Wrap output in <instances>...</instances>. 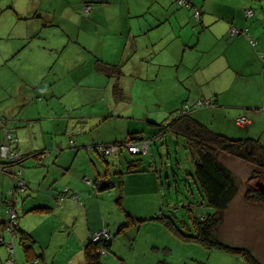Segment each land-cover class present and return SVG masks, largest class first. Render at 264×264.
I'll return each mask as SVG.
<instances>
[{
    "label": "crops",
    "instance_id": "crops-1",
    "mask_svg": "<svg viewBox=\"0 0 264 264\" xmlns=\"http://www.w3.org/2000/svg\"><path fill=\"white\" fill-rule=\"evenodd\" d=\"M186 1L187 6L178 0H0V87L10 79V87L17 83L20 90L14 110L9 105L11 95L0 96V132L6 127L15 133L12 148L25 154L18 177L26 181L23 190L1 195L18 178L12 182L0 173V208L5 199H12L17 227L33 241L22 228L25 220L20 211L45 214L51 234L65 233L61 229L69 227L72 231L78 223L92 233L102 217L116 224V231L149 220L151 209L143 206L142 199L161 197V170L155 157L147 167H142L139 157L126 159L121 171L119 153L112 154L110 161L95 148L99 140L118 143L130 140V134L147 143L160 138L166 123L177 117H168L174 108L177 112L186 106L196 120L203 114L216 115L221 107L239 106L224 102L230 87L231 94L242 97L240 104L246 111L234 122L237 125L236 119L245 116L248 124H238L245 130L231 134L206 125L230 137L255 138L264 146V0ZM194 8L200 10L199 19L193 15ZM247 8L253 11L249 16ZM231 27L245 28L249 36L230 34ZM113 67L122 71L119 78L108 75ZM157 80L174 84L166 94L171 103H146L140 115L124 110L135 83L153 87ZM115 83L129 90L128 101L115 98ZM161 88H147L143 95L149 98L154 91L161 97ZM200 100L212 105L196 109ZM23 103L26 111L32 105L37 112H19ZM105 120L113 127L93 133ZM112 160L119 164L116 170L109 167ZM59 194L65 198L58 199ZM72 194L78 199H71ZM114 194L122 209L105 214L102 196ZM133 196L139 197L134 204L124 203ZM4 221L0 219V234L14 235L4 228ZM84 240L80 238L83 245L88 242ZM26 250L24 260L38 256V263L47 264L34 248Z\"/></svg>",
    "mask_w": 264,
    "mask_h": 264
},
{
    "label": "rangeland",
    "instance_id": "rangeland-1",
    "mask_svg": "<svg viewBox=\"0 0 264 264\" xmlns=\"http://www.w3.org/2000/svg\"><path fill=\"white\" fill-rule=\"evenodd\" d=\"M166 68L175 69V67ZM4 81L6 80L4 79ZM8 82L6 81V85L0 87V96L11 95L8 98L9 105L14 110L15 103L17 102V98L14 97H17L20 92L18 89L19 84L16 83L17 86L16 84H12L10 87L12 81L9 79ZM155 83L156 85L153 87L135 83L132 87V96L129 94V90L125 88L130 95V100L124 106V110L140 115L146 103L153 105L160 102L171 103L166 94H170V91L174 89V84H170L169 82L162 84L159 80ZM23 85L21 84L22 88ZM129 85L130 83H127V86ZM160 86L162 87L161 97L154 93V91L149 98H145L143 95L145 89L152 90ZM41 87L42 84L37 87V91ZM181 88H184L183 85ZM241 99L242 97L231 94L229 87V91L224 97V102L237 103L239 106L221 107L219 113L216 115L208 116L207 114H203L202 116H196V118L198 117L206 121L205 126H207L206 123H209L214 129L229 131L231 134L237 133L240 129L245 130V128L238 124L236 125L234 122L237 116L243 114V110L246 111L244 109L245 106H241L240 104ZM178 100L176 98V103H178ZM38 103L41 104V101H38ZM51 103H54V100H51ZM171 106L172 104L168 107ZM28 107L30 111H26L27 107L23 103V106H19L18 110L19 112H28L29 114L37 112L34 106L28 105ZM89 108L94 109L95 107L90 106ZM205 108L201 105L196 107V109ZM174 109L168 112L170 113L169 118L177 116V112ZM191 116L193 117V113ZM199 122L202 123L201 121ZM101 124L103 126L98 125L99 129L94 130L93 133H102L113 127V122L109 120H105ZM10 125H12L11 119L8 123V126ZM258 130L256 131L258 132ZM217 133L222 134V132ZM12 134L15 137L13 131ZM230 138L238 137L233 136ZM99 141L95 148L99 153L101 146L113 142ZM148 144L149 150L145 153L131 154L127 151L126 145H122L119 154L122 160V165H120L121 171L125 169L126 159L139 157L140 163H143L142 167H147L149 163H153V156L156 159L157 168L161 170L162 179L160 200L156 194L152 198L144 197L142 199L143 206L151 209L148 216L149 220L143 219L140 224L138 221H135V226L130 225L125 227L126 229L115 233L118 226L112 223L110 219L102 217L98 220L96 229L92 233L88 232L84 226L78 223L72 231L70 227H61L63 228L61 230H65V233L70 232L68 235L56 233V231L55 234H51L45 214L33 209H30L26 214L20 211L19 216L25 220L22 222V228L27 230L37 241V244H35V240L31 242L29 247L34 248L36 253L45 256L47 264H83L84 245L80 242V238L85 237L84 242L86 243L90 237L93 238L99 231H104L112 235L110 249L102 254L104 264H246L243 257L238 253L222 248L208 247L189 236H195L196 234L194 217H199L200 213H208L212 211V208L206 205L205 199L201 196L198 189L191 158V147L183 136L173 133L167 127L160 138H153ZM112 154L116 153L106 154L104 159L111 161V158L115 156ZM220 154V158L228 163V167L234 174L238 190L229 201L227 208L223 211V221L219 227L217 236L230 246L248 248L259 261L264 262V202L249 203L243 198V192L247 185L251 184L254 186V181L257 179L262 180L264 183V171L261 172V177L247 182V177L254 165L249 161L232 155L226 156L222 152ZM96 157L101 162H104L102 160L103 156L101 158L96 154ZM116 158H118L117 155ZM113 165H109L110 169L116 170L119 164L113 163ZM166 171L168 177H166ZM115 176L119 177V173H116ZM5 178H7V184H9V178ZM117 181L118 183L120 182V180ZM2 185L5 186L6 183L3 182ZM7 191V188L4 191L1 190V195H6ZM117 197L118 194H114L113 197L102 196V206L105 214L113 208L117 212L121 211L122 205L117 203ZM138 198L137 196L129 197L124 203L134 204ZM48 215L46 214V216ZM8 217L7 205L5 204L0 208V219L8 220ZM130 221L132 222L131 218ZM140 225L142 229L136 232L135 230ZM4 236V243L0 245V264H9L10 261H14L13 264L25 262L23 253L29 247H25V244L18 239L19 237L12 235L8 231L4 232ZM11 241L13 242L14 252L10 254L7 244Z\"/></svg>",
    "mask_w": 264,
    "mask_h": 264
},
{
    "label": "trees",
    "instance_id": "trees-1",
    "mask_svg": "<svg viewBox=\"0 0 264 264\" xmlns=\"http://www.w3.org/2000/svg\"><path fill=\"white\" fill-rule=\"evenodd\" d=\"M108 75L119 78L122 75V71L118 67H113ZM112 90L115 98L128 101V94L119 83H115ZM166 124L174 133L181 134L190 145L198 189L201 196L205 199L206 205L212 208V211L200 213L199 217H194L196 234L195 236H189L208 247H217L238 253L243 257L246 264H264L248 248L230 246L217 236V232L223 221V211L227 208L229 201L238 190L234 174L219 160L218 156L222 152L253 163L254 167L247 177V182H249L252 179L261 177V172L264 171L263 144L251 137L230 138L217 133L201 124L190 113L175 117ZM129 136L131 139L142 138L141 136L134 137L132 134ZM127 141V139H124L120 143ZM107 183L109 186L112 185L110 182ZM243 198L249 203H263L264 193L249 184L243 192ZM14 212L15 217L4 221L2 225L5 229H7L5 226H12L16 236L20 235L19 239L25 244V247H29L33 238L26 234V232L19 230L15 222L17 212L15 210ZM120 230L121 228L119 227L117 231ZM111 242L112 235L108 233L100 234L98 237H90L83 247V264H104L102 254L110 249ZM3 243L4 236L0 234V245ZM7 245L9 253H13V243H8ZM26 252L27 250H25ZM38 259L40 258L36 256L35 258L26 260L24 264H43L41 261L38 263Z\"/></svg>",
    "mask_w": 264,
    "mask_h": 264
},
{
    "label": "built area",
    "instance_id": "built-area-1",
    "mask_svg": "<svg viewBox=\"0 0 264 264\" xmlns=\"http://www.w3.org/2000/svg\"><path fill=\"white\" fill-rule=\"evenodd\" d=\"M179 5L187 6L189 3L186 0H178ZM253 13L252 9L247 8L245 10V14L247 16L251 15ZM193 15L195 19H199L200 16V10L197 8L193 9ZM230 34H236V33H242L246 36H249V33L247 29H238L235 27H231L229 30ZM251 43H253V40H250ZM210 104V101H203L200 100L198 102V105L207 106ZM188 109L186 106L181 107L177 110V117L182 116L184 114L188 113ZM236 122L239 125H245L248 124V120L245 116H240L236 119ZM143 138H141L139 141L136 139L128 140L125 143H107L103 146H101L100 154L106 155L111 153H118L121 151V146L126 145L127 151L133 154L138 153H145L148 148V143L146 141H141ZM15 141V137L12 136L11 129H8L6 127L3 128L2 132H0V173L8 176L11 181L15 178H18L16 182H14L15 186L8 190L9 194H13V192L16 189H24L26 187V181L23 178H19L18 175L22 171V160L25 156L24 154L16 151L12 148V144ZM74 140L71 138L70 143H73ZM42 156V155H41ZM65 188L64 190H66ZM64 194H59L58 199L63 200ZM70 198L73 200H77L78 196L75 194L70 195ZM5 204L7 205V213L9 215V218L13 219L15 217V212L13 208V200L12 199H6ZM103 231H99L95 237H98Z\"/></svg>",
    "mask_w": 264,
    "mask_h": 264
},
{
    "label": "water",
    "instance_id": "water-1",
    "mask_svg": "<svg viewBox=\"0 0 264 264\" xmlns=\"http://www.w3.org/2000/svg\"><path fill=\"white\" fill-rule=\"evenodd\" d=\"M23 154V153H22ZM25 155V154H24ZM30 155V153L28 154ZM42 155V154H41ZM27 156V154H26ZM43 158V155L41 156ZM22 166H23V161H22ZM254 186L256 189H258L259 191L263 192L264 193V183L262 180L260 179H257L254 181Z\"/></svg>",
    "mask_w": 264,
    "mask_h": 264
},
{
    "label": "bare ground",
    "instance_id": "bare-ground-1",
    "mask_svg": "<svg viewBox=\"0 0 264 264\" xmlns=\"http://www.w3.org/2000/svg\"><path fill=\"white\" fill-rule=\"evenodd\" d=\"M209 105H212L211 103L209 104ZM188 113H189V111H188ZM9 225V224H8ZM8 230H11L13 233H14V235H16V233H15V231H14V229H13V227L12 226H5ZM101 234H106V232H102ZM11 243V242H10ZM9 264H13V262H9Z\"/></svg>",
    "mask_w": 264,
    "mask_h": 264
},
{
    "label": "clouds",
    "instance_id": "clouds-1",
    "mask_svg": "<svg viewBox=\"0 0 264 264\" xmlns=\"http://www.w3.org/2000/svg\"><path fill=\"white\" fill-rule=\"evenodd\" d=\"M140 139H141V138H140ZM130 140H131V139H130ZM119 143H120V142H119ZM148 145H149V144H148ZM147 151H148V148H147ZM147 151H146V152H147ZM128 152H129V151H128ZM118 153H120V152H118ZM129 153H130V152H129ZM131 154H133V153H131ZM138 154H140V153H138ZM134 155H137V154H134Z\"/></svg>",
    "mask_w": 264,
    "mask_h": 264
}]
</instances>
